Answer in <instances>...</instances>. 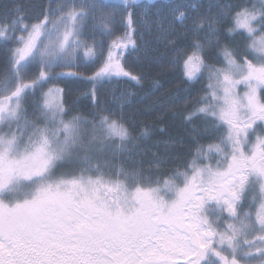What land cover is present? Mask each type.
I'll return each instance as SVG.
<instances>
[{"label": "snow or ice", "instance_id": "1", "mask_svg": "<svg viewBox=\"0 0 264 264\" xmlns=\"http://www.w3.org/2000/svg\"><path fill=\"white\" fill-rule=\"evenodd\" d=\"M0 49V264H264V0H14ZM129 58L185 85L140 98L183 128L148 160L167 128L132 91L102 98L148 79ZM62 78L91 86L87 116L36 99Z\"/></svg>", "mask_w": 264, "mask_h": 264}, {"label": "trees", "instance_id": "2", "mask_svg": "<svg viewBox=\"0 0 264 264\" xmlns=\"http://www.w3.org/2000/svg\"><path fill=\"white\" fill-rule=\"evenodd\" d=\"M14 0H0V8L10 6ZM24 3H46L47 0H23ZM157 55H166V50L162 49L158 52ZM129 67L133 69L137 74H145L148 76L141 86L135 84V82L129 81L128 83L132 86V91L136 93V96L133 97L134 101L137 103L134 104L133 108L141 109V114L137 117L138 121L141 124H153L156 123L159 127H166L167 132L164 134L159 133L158 131L154 132L153 139L145 142V147L149 149L148 155L145 157V160L151 159V153L157 151L155 147L158 140L166 138H180L183 136V128L180 125L179 119L173 120L171 112L167 114L165 111L161 110L160 107H154L151 111H143V106L147 103V100L139 102L140 98L146 96L152 88L153 80L159 81L162 85V88L159 90L157 95H167L168 93L175 92L177 88H184L185 85L182 82L180 75L177 72H174L167 66L166 60H162L161 63L149 62L147 60H139L136 58H129L128 61ZM3 68V50L0 49V70ZM82 71V69H80ZM83 72V71H82ZM124 81V80H121ZM204 83V82H202ZM44 87H58L64 89L63 98L65 101V107L73 115L79 114L87 116L92 112L91 103L88 99H85V93L90 90V85L83 80H75L72 78H62L54 81L51 84H46ZM201 85H196V88L199 89ZM105 92L102 98L106 99ZM183 98V93H181V100ZM37 99V96H36ZM155 99V97H153ZM33 99L29 98V106L33 103ZM31 111V107L29 108ZM183 111V104H177L172 112ZM160 117H164V122L160 123ZM139 133V127H137L136 134ZM162 152L163 149L161 148ZM182 152H186V149H182ZM177 163L181 161H176Z\"/></svg>", "mask_w": 264, "mask_h": 264}, {"label": "rangeland", "instance_id": "3", "mask_svg": "<svg viewBox=\"0 0 264 264\" xmlns=\"http://www.w3.org/2000/svg\"><path fill=\"white\" fill-rule=\"evenodd\" d=\"M175 2H176V0H153V7H159V6H162L163 4H166V3H175ZM204 2H206V0H204ZM162 49H164V48H161L160 51ZM57 71H61V69H58ZM63 71H67V70H63ZM82 71H85V70L82 69ZM35 72H36V69L34 68L32 70V73H30V75L35 74ZM113 88H117L118 90H125L126 89L128 91H132V86L128 82L125 83L124 81H120L119 84H116L115 82L109 83V84L105 85V89H104V92H105L104 97L106 99L111 100V89H113ZM47 90H48V88H46V87H43L42 89L38 88L36 90L37 99H39L41 97L43 92H47ZM245 210H247V209H245Z\"/></svg>", "mask_w": 264, "mask_h": 264}]
</instances>
